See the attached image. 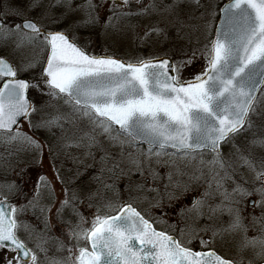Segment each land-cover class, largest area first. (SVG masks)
<instances>
[{"label":"snow or ice","instance_id":"snow-or-ice-1","mask_svg":"<svg viewBox=\"0 0 264 264\" xmlns=\"http://www.w3.org/2000/svg\"><path fill=\"white\" fill-rule=\"evenodd\" d=\"M57 6L65 11L56 15L52 9ZM200 9L203 11L197 16ZM33 12L38 14L33 16ZM76 12L83 18L57 27ZM161 13L171 17V26L179 25L178 32L182 28L191 33L203 31L206 43L192 49L190 55L186 53V59L175 62L167 55L124 60L115 55L91 54V37L80 35L81 29L97 26L105 33L120 31L121 23L135 28L133 17ZM162 31L152 23L144 29L141 39L146 41ZM9 43L13 51L30 46L33 54L21 59L18 66L0 56V144L27 145L35 154V162L41 164L43 145L23 130V124L32 132L59 128L63 137L65 123L86 120L92 132H85L65 146L84 148L85 156L93 160V148L102 153L97 161L98 174L92 177L98 185L96 192H83L88 206H94L92 201L103 190L114 189V184L106 182L105 172L109 178L123 176L127 173L121 165L126 164L127 172H138L141 182L126 187L127 201L109 200L103 215L96 205L92 225L85 229L76 204L83 202V190L69 188L80 173L66 180L50 155L55 179L64 186L55 215L64 223L62 213L70 208L81 221L66 233L75 243L67 248L68 255L62 260L47 257L41 243H36L35 249L29 247L36 229L19 216L39 207L48 229L49 215L57 201L52 180L41 173L32 197L19 206L9 203L7 194L24 198L26 194L14 182L3 185L7 194L0 199V264H40L38 251L45 254L49 264H244L243 254L249 249L264 264V154L257 156L250 150L245 154V149L236 143L238 137L253 128L264 133V120L257 123L252 119L264 105V0H228L222 7L213 0L207 4L202 0H100L99 4L83 0L75 7L73 0H49L47 4L45 0H2L0 46L8 47ZM198 55L204 62L201 70H194L190 79H182L186 68L194 69ZM37 68L40 71L30 79L20 78ZM32 90L38 95L30 97ZM49 108L56 111L46 117ZM100 136L113 147L119 146L120 151L116 155L109 153ZM252 136L251 140L245 137L247 144L264 153V134L253 132ZM224 145L230 146L227 159L222 151ZM197 154L199 163L192 171H185L187 164L183 168L177 164V160H196ZM206 155L210 158L206 159ZM233 156L254 174L252 183L243 177L235 179V172L229 171ZM160 167L167 169L164 176L157 170ZM149 180L153 184L163 182L162 191L155 186L146 189L156 193L150 207L162 209L165 201L171 206L202 187L192 198L191 207L180 209L181 215L189 211L199 218L207 206L210 219L226 216L227 220H221L220 228L193 229L184 241L158 231L133 206V201L140 199L133 193L145 191ZM229 180L230 187L226 183ZM43 192H47L51 203L41 206ZM253 196L257 199H249ZM215 199L217 203H209ZM249 207L251 211L246 213ZM250 226L257 232L251 237ZM21 231L26 238H21ZM199 232H211V236H199ZM184 235L181 229L180 236ZM225 236L233 238L232 257L220 254L214 247L217 238L223 242ZM37 239H41L40 234ZM196 239L200 250L189 246ZM59 243L63 249L64 241ZM247 264H253V260Z\"/></svg>","mask_w":264,"mask_h":264},{"label":"rangeland","instance_id":"rangeland-1","mask_svg":"<svg viewBox=\"0 0 264 264\" xmlns=\"http://www.w3.org/2000/svg\"><path fill=\"white\" fill-rule=\"evenodd\" d=\"M228 0H213L219 7L223 3ZM97 4H99L100 0H94ZM159 2V0H157ZM170 2V0H169ZM203 3L207 4L208 0H202ZM75 7V5H73ZM133 7H136L134 4ZM54 12H64L65 8L62 6H57L52 9ZM200 9L196 12V15L199 16ZM103 15H107V13H103ZM82 13L76 12L71 13L68 17V20L64 22V24L58 25L57 27H64L66 24L72 20L82 19ZM168 20H171V17L168 16L167 13H161L160 15H153L151 17L139 18L133 17L131 19V23L135 25V28H128L124 26V23L118 25L120 31L109 30L107 33L103 31L99 26L94 28H85L80 30L81 36H90L92 40L90 53H97L99 55H115L119 59L128 60L130 58H134L136 56H143L145 58L149 56H164L167 55L174 62L178 60L186 59V53L191 54L192 49L194 48H202L204 43H206L205 34L203 31L199 33H191L189 29L182 28L177 31L179 25L173 27L168 23ZM198 21H193L196 23ZM157 23L158 26L163 29L159 36L153 34L146 41H142V37L144 35V29L149 27L150 24ZM202 23V22H200ZM214 32V31H213ZM105 49H107V53H105ZM35 52L38 54L39 49H35ZM33 54V49L30 46H25L20 49L13 51V47L11 43H9L8 47L0 46V56L5 57L13 66H18L21 59L30 58ZM203 58L198 55V58L194 62L193 67H188L184 70L182 79H190L193 71H200L203 66ZM40 71L39 68L34 69L32 73H24L21 74L22 77L30 78L33 74H38ZM38 94L32 90L29 93L30 97H35ZM44 99H47L45 97ZM55 103V102H53ZM54 108H49L46 110L45 116L49 114H55ZM62 111H68L67 108H63ZM259 115H255L258 118L261 117L263 120L264 117V105H261V108L258 110ZM24 131H28L27 125H22ZM65 132L61 134V130L59 128H52L56 130L57 136H55V141L53 143H46L44 139L45 131L39 130L37 134L34 136L30 130L29 135H33L34 138L38 139L43 145V160L41 164H37L34 159V153L29 149L27 145L20 143L13 144H0V199L4 198V195L7 194L6 188L3 185L14 182L16 185L22 189L23 193L26 194V198L21 197L19 195H8V201L13 202V204L19 206L21 203H26L27 199H30L33 195L34 186L36 183L37 175L44 174L49 177V179L53 182V187L56 191L57 201L53 207L52 213L49 215V228L45 229L44 225V215L40 213L39 207L36 209H29L25 214L19 216V219L26 220L30 225H32L36 229V233L33 234L32 242H30L35 249L36 243H41L42 247L47 249V257L53 258L56 260H62L67 257L68 252L67 248L71 247L75 241L70 240L67 236V230L70 227H73L76 224H81L80 218L73 215L70 208H66L62 213L64 223H61L60 220L57 219L55 215V209L59 207V201L63 199V185L55 179V173L52 171L53 160L50 159V155L54 158L55 167L59 170L60 174L67 180L70 177L76 176V173L79 172L80 176L76 183L70 184L69 188H76L77 190H83L81 192V200L83 202L77 201V209L83 215L84 222L82 223V227L88 229L92 225V220L94 219L96 213V205H99L102 209L101 214L103 215L106 211L105 205L109 200L118 202L120 200L127 201L128 200V192L126 191V187L128 185H135L137 182H141V176L138 172L132 171L127 172L128 165L123 164L121 167L126 169V173L123 176L119 177H111L109 178V174L107 172L104 173L106 182L109 184H114V189L112 190H103L100 194H98L94 200L92 201L93 207L88 206V201L84 198L83 192L91 190L92 192H96L98 187L97 183L92 180V177L98 174V169L100 165L97 163L100 155L102 154L98 149L93 148L92 151L95 153V160L91 157L85 156L84 148H77L73 146H65L70 140H74L79 136H82L85 132H92L91 126L88 124L86 120L77 119L75 123H65L64 124ZM99 131L98 129L96 130ZM45 136V137H44ZM47 138V137H46ZM52 139V140H53ZM100 141L103 143L104 147L108 150L112 155H116L120 148L119 146L113 147L108 143V141L103 137H99ZM238 139V138H237ZM48 141V140H47ZM237 141V140H236ZM19 146V147H18ZM49 147H51L52 152L49 153ZM131 149L125 148V151H130ZM228 152L224 151L226 159L228 158ZM167 159V157L165 158ZM232 163V168L229 171H234L235 175L237 173V157L233 156L230 158ZM184 163V165H182ZM199 163V157L197 156L196 160L191 162L179 161L177 160V164L180 167H187L185 171H192L193 167ZM91 165V166H90ZM110 166V165H109ZM155 167V165H153ZM21 169H24L21 172ZM159 173L164 176L167 169L164 167H160L157 169ZM236 179V177L234 176ZM150 181V180H149ZM150 186H158L161 191L163 182L160 184H153L150 181ZM149 184V182H148ZM147 183L145 184V191L134 192V196H139L140 199L133 201V206L136 207L142 214L147 213L148 216L150 213L160 214L162 217H166L167 220H171L173 217L180 216L179 212L175 210V207L178 205L179 208L184 207V201H187V204L190 203L193 197L197 196L200 191L203 190L202 187L196 188L195 191L189 192L187 195L183 196L179 201L172 202L171 206H169L168 202L165 201L163 208H152L150 207L151 203L155 202L156 193L146 191L150 186ZM227 185L231 186V181L227 183ZM103 197V199L101 198ZM42 201L40 200V205L44 206V204L48 205L51 203L47 192H43ZM43 202V203H42ZM218 199L209 200V203H217ZM191 206H187L186 208H190ZM204 215L201 217H197L194 212L185 211L183 214H187V227L188 232L192 235V230L202 229L208 227L212 228H220L221 220L226 221L227 217L224 216L222 218L209 216L208 207L205 206L202 210ZM251 211V210H250ZM248 209L247 212H250ZM70 222V223H69ZM248 223V221H245ZM37 234H40L41 239H37ZM257 232H253L250 230L248 235L251 237L256 235ZM199 236L210 237L211 232L204 233L199 232ZM59 238V239H57ZM182 241L186 240L185 237L180 238ZM63 240L65 247L63 249L60 248L59 241ZM233 238L231 236H225L224 242L220 240L218 237L214 247L216 250L222 254L232 257L235 255L234 244L231 243ZM199 241V239H198ZM80 243L83 245L85 241L81 240ZM226 243V244H225ZM193 242L190 247L196 246ZM40 264H49V260L45 259V254L41 252H37ZM74 254H78L75 253ZM239 258V257H237ZM244 264H247L248 260H253V264H258L261 261L257 259L253 255V251L251 249L247 250L243 254Z\"/></svg>","mask_w":264,"mask_h":264},{"label":"flooded vegetation","instance_id":"flooded-vegetation-1","mask_svg":"<svg viewBox=\"0 0 264 264\" xmlns=\"http://www.w3.org/2000/svg\"><path fill=\"white\" fill-rule=\"evenodd\" d=\"M0 2H2V0H0ZM52 2H54V0H52ZM83 2V0H73V5H77V4H79V3H82ZM47 3H49V0H45V4H47ZM54 12V11H53ZM56 15H59L60 13H62V12H54ZM38 13L37 12H33L32 13V15L33 16H36ZM61 27V26H60ZM20 78L21 79H30V78H26V77H22V76H20ZM252 119L254 120V121H256L257 123H259L260 121H261V117H255V115H253L252 116ZM263 120H264V117H263ZM28 131H29V129H28ZM45 131V130H44ZM32 132V131H31ZM37 132H40L39 130H37V131H35L34 133H33V135L35 136L36 134H37ZM256 133V134H258V135H260V134H264V133H261V130L259 129V128H253L252 129V131L251 132H248V133H245L244 134V136H241V137H238V139H237V141H236V143L238 144V145H240L242 148H244L245 149V154H247V151H252L255 155H257V156H259V155H261V154H264V153H261V150L260 149H256V148H251V146L250 145H248L247 144V142H246V140H245V137H247L248 138V140H251L252 138H253V136H252V133ZM45 136L47 137H45L44 139H46V140H44L46 143H50V145H51V143H53L54 141H55V139H53V138H55V136H57L58 134H56V130H54V129H52L51 130V132H49V131H45ZM53 139V140H52ZM48 140V141H47ZM19 147V146H18ZM229 149H230V146L229 145H224L223 146V148H222V151L224 152V151H229ZM197 156L199 157V154H197ZM205 158L206 159H209L210 158V155H206L205 156ZM180 161V160H179ZM186 162H188V161H185V163ZM241 161L240 160H238L237 159V166H236V171H237V173H236V175H235V177H236V179L237 180H240L241 179V177H243V179L244 180H247L249 183H252L253 182V179H254V174L248 169V168H246V167H241L240 165H241ZM182 165H184V163H182ZM183 168V167H182ZM207 172H208V169L205 167V173L207 174ZM231 180H229V181H227L226 183H229ZM148 182H149V184H148ZM147 182V184L150 186L151 185V183H150V181H148ZM150 187H153V186H150ZM155 187H158V186H155ZM148 192V191H147ZM148 195H149V192L147 193ZM249 199H257V197H255V196H253V197H250ZM43 199L41 198V201H42ZM9 203H12L13 204V202H10V201H8ZM43 203V202H42ZM43 205H46V204H44L43 203ZM187 206H191V201H190V203H188L187 204V201L185 200L184 201V207L186 208ZM180 209L181 208H179L178 207V205L175 207V210L177 211V212H179L180 211ZM249 211L251 210V208L249 207V208H247ZM258 211L259 210H257V214H258ZM144 215H145V217L146 218H148L152 223H153V226L158 230V231H165L167 234H169V235H173V236H175V237H177L178 239H180L181 238V236H180V230L181 229H184L185 230V235L183 236V237H185V239L187 240L188 239V237L191 235L189 232H188V227H187V214H183V215H181V214H179L180 216H176L175 218L173 217L171 220H167L166 219V217L164 218V217H162V216H160V214H154V213H150V215L148 216V214L147 213H144ZM157 218H159V219H157ZM20 235H21V238H26V234L23 232V231H21L20 232ZM30 242H32V239L29 241V247H32L33 248V246H32V244L30 243ZM195 244L194 245H196V246H193L192 248L194 249V250H200V246H199V241H198V239H196L195 241H193ZM224 242V241H223ZM226 244V243H225ZM3 253H0V255H2ZM9 255H12L11 253H9Z\"/></svg>","mask_w":264,"mask_h":264},{"label":"trees","instance_id":"trees-1","mask_svg":"<svg viewBox=\"0 0 264 264\" xmlns=\"http://www.w3.org/2000/svg\"><path fill=\"white\" fill-rule=\"evenodd\" d=\"M94 54L98 55L97 53H94Z\"/></svg>","mask_w":264,"mask_h":264},{"label":"water","instance_id":"water-1","mask_svg":"<svg viewBox=\"0 0 264 264\" xmlns=\"http://www.w3.org/2000/svg\"><path fill=\"white\" fill-rule=\"evenodd\" d=\"M227 2H228V1H227ZM227 2H226V3H227ZM224 4H225V3H224ZM224 4H223V5H224ZM145 147H146V146H145Z\"/></svg>","mask_w":264,"mask_h":264}]
</instances>
